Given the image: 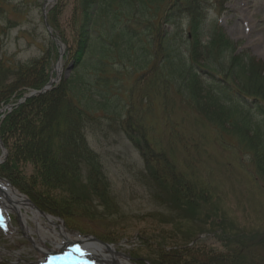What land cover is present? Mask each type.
I'll use <instances>...</instances> for the list:
<instances>
[{
	"label": "rangeland",
	"instance_id": "rangeland-1",
	"mask_svg": "<svg viewBox=\"0 0 264 264\" xmlns=\"http://www.w3.org/2000/svg\"><path fill=\"white\" fill-rule=\"evenodd\" d=\"M174 2L160 1V15L171 11L175 16L159 28L153 43L156 47L157 43L159 46L170 43L175 50L183 51L186 43L180 42L178 31H187L188 19L182 13V3L175 6V10L171 8ZM206 2L208 24L215 21L219 33L231 42L234 52L242 56V62L248 60L250 71L257 70L264 77V0H214L218 4L214 10L210 7L211 1ZM55 3L61 10L53 15L65 42L46 25L49 10ZM79 3L80 0H53L45 6V0H0V59L26 63L46 57L51 66L48 81L53 75L58 78L53 85L59 83L67 66L75 62L72 55L78 40L73 19ZM165 33H169L166 40ZM216 37L222 42L218 33ZM156 47L148 50L152 57L147 64L136 59L126 62L127 68L117 74L114 83L110 82L106 99L94 98L95 119L85 128L87 142L99 155L110 183L111 203L106 206L94 200L90 214L71 219L45 212L57 219L58 225L74 238L72 242L63 239L57 233L59 227L49 223H45L46 239L41 241L34 219H27L32 230L28 233L18 213L3 212L0 205V264H75L77 262H71L66 252L82 253L80 239L75 236H91L112 244L116 254H125L134 264H152L148 260L154 259L158 244L176 248L178 254L185 251L187 261L221 253L222 257L230 258V251L238 245L243 247L248 264H264V183L255 179L250 156L238 148L236 137L231 134L222 139L217 128L202 116L200 119L193 106L182 102L179 94L175 98V92L171 91L175 87L169 78L170 68L162 64L160 48V55H154ZM194 60L197 67H208L201 55ZM58 61L60 70L56 72ZM85 69L83 64L75 63L67 77H78L79 73H86ZM157 71L161 72L160 77L154 74ZM219 74L222 75V70ZM12 77L7 80L11 81ZM72 85L77 86V83ZM164 88L171 91L167 100L162 99ZM34 90L26 88L23 95ZM203 97L205 94L201 93ZM216 101L211 106L221 108L222 112V101ZM81 103L86 105L84 99ZM202 104H206L207 109L211 107L207 100ZM194 116L199 118L194 120ZM131 122L139 124L140 128L142 125L145 137L160 143L161 146L154 145V149L165 151L177 170L208 192L207 199L196 211L193 209L194 212L187 214L156 197L157 186L148 174L146 158L131 139L140 131H133L128 126ZM52 240L60 241L61 245L55 246ZM40 245L58 254L48 260L47 251H42ZM82 262L92 264L89 260Z\"/></svg>",
	"mask_w": 264,
	"mask_h": 264
},
{
	"label": "trees",
	"instance_id": "trees-1",
	"mask_svg": "<svg viewBox=\"0 0 264 264\" xmlns=\"http://www.w3.org/2000/svg\"><path fill=\"white\" fill-rule=\"evenodd\" d=\"M160 1L80 0L73 19L78 40L73 58L75 63L85 66L86 73L81 72L78 77L64 76L44 93L14 104L0 118V139L6 149L0 176L42 211L71 219L90 214L94 200L106 206L111 203L110 183L99 155L87 142L85 128L95 119L94 98H107L110 82L127 68L126 62L136 59L147 64L152 57L148 50L156 47L153 41L159 28L175 16L171 11L160 15ZM206 1H211L212 9L218 7L214 0H175L171 8L175 10L182 3V13L188 19L187 31H178V39L186 43V49L178 51L170 43L161 46L157 43L154 55L163 51L161 62L170 68L175 98L179 94L182 102L193 106L200 119L202 116L217 128L222 139L231 134L236 137L238 148L250 156L255 179L264 183V77L257 70L250 71L248 60L242 62V56L219 33L215 21L208 24ZM58 10L61 7L57 3L50 8L48 24L65 42L53 15ZM165 34L166 40L169 33ZM199 55L208 67L196 66L194 59ZM50 69L46 57L26 63L0 59V107L16 102L26 88H41L48 81ZM154 74L160 77L161 72ZM11 75L13 79L8 81ZM165 89L161 90L163 100L171 95ZM201 93L205 94L204 99ZM83 99L86 105L81 103ZM205 99L209 106L220 99L222 112L221 108L212 106L207 109L202 104ZM183 115L188 116L185 111ZM131 123L128 126L133 131H140L131 139L146 158L148 174L157 186L156 197L187 214L196 211L207 199L208 192L177 170L165 151L154 149V145H161L145 137L142 125L140 128L139 124ZM157 246L154 259L148 260L152 264L249 263L244 258L243 247L238 245L230 251V258L222 257L221 253L192 261H187L185 251L178 254L176 248Z\"/></svg>",
	"mask_w": 264,
	"mask_h": 264
},
{
	"label": "bare ground",
	"instance_id": "bare-ground-1",
	"mask_svg": "<svg viewBox=\"0 0 264 264\" xmlns=\"http://www.w3.org/2000/svg\"><path fill=\"white\" fill-rule=\"evenodd\" d=\"M52 1L53 0H45V6H47ZM60 51H62V49ZM72 58H73V55H72ZM73 63L75 64V62H73ZM55 70H56V72H59L60 61H58ZM56 80H57V77L52 75L50 78V81L55 82ZM52 86L50 88H52ZM41 88H39V89H41ZM39 89H36V90H39ZM49 89H47V90H49ZM44 92H42V93H44ZM39 94H41V93H39ZM35 95H37V94H35ZM32 96H34V95H32ZM27 97H30V96L23 95L16 102L7 103L6 105L2 106L0 108V118L3 117L5 112L9 111L14 104L17 105V104L21 103ZM0 141H1V139H0ZM1 143H2V141H1ZM2 145H3V143H2ZM3 147H4V145H3ZM4 149H5V147H4ZM0 151L2 153L1 146H0ZM2 158H3V155L0 156V159H2ZM0 205H1L3 212L6 211V212L18 213V215L20 216V221H21L22 227L28 233L31 232L32 230H31V227L27 224V219L28 218L34 219L36 222V226H37L36 231L38 232L41 241L46 239V233H45L44 229L47 226L45 225V223L47 225L49 223V225H52L54 227H59V230L57 233L59 235H62L63 239H65L66 241H69V242L74 241L73 240L74 238L69 233H67L62 228V226L58 225L57 219L54 216L42 214L43 219L40 218V216H39L40 214H38L37 209L27 200V198L25 196H23L17 189H15L11 185H9L6 181H3V180H0ZM75 238L80 239L81 245L79 246V248L81 249L82 253H80V255L79 254L76 255L73 252L66 251L68 254H70V257H68L69 260H71V262H74V263L77 262L75 264H85L82 261L85 262L87 260L91 261L92 264H134L129 260V258L125 254L118 253L121 256L116 254V250H115L116 248L112 244L105 245V244L101 243L100 241L93 240V239L80 238L78 236H75ZM51 242L55 246L61 245V242L57 241V240H52ZM40 246L42 248V251H44V250L47 251L46 253L48 254V257L46 259H48V260L53 259V256L58 254V252H55L54 249H50V248L46 247L45 245H40Z\"/></svg>",
	"mask_w": 264,
	"mask_h": 264
},
{
	"label": "water",
	"instance_id": "water-1",
	"mask_svg": "<svg viewBox=\"0 0 264 264\" xmlns=\"http://www.w3.org/2000/svg\"><path fill=\"white\" fill-rule=\"evenodd\" d=\"M47 25V28H49V26H48V24H46ZM51 36H52V38H54V40L60 45V46H62V44L59 42V40L56 38V37H54L52 34H51ZM60 54H62V51H60ZM73 67H74V63H73V61L67 66V68L65 69V75L67 76L69 73H70V71L73 69ZM58 79V78H57ZM53 83L54 82H51V81H48L41 89H39V90H34L33 92H31L28 96H32V95H35V94H39V93H42V92H44V91H46L47 89H49L52 85H53ZM25 98V97H24ZM0 146H1V148H2V154L1 155H3V158L2 159H0V163L4 160V158H5V152H6V150L4 149V147H3V145H2V143H1V141H0ZM0 180H3V181H6L9 185H11L7 180H5L4 178H2V177H0ZM12 186V185H11ZM23 195V194H22ZM23 196H25V195H23ZM26 197V196H25ZM27 198V200L41 213V214H43V215H46L45 213H44V211H42V210H40L28 197H26ZM85 239H93V240H97V239H95V238H93V237H91V236H86V237H84ZM101 243H103V244H105V245H108L107 243H104V242H101Z\"/></svg>",
	"mask_w": 264,
	"mask_h": 264
},
{
	"label": "snow or ice",
	"instance_id": "snow-or-ice-1",
	"mask_svg": "<svg viewBox=\"0 0 264 264\" xmlns=\"http://www.w3.org/2000/svg\"><path fill=\"white\" fill-rule=\"evenodd\" d=\"M76 251H79V249H76Z\"/></svg>",
	"mask_w": 264,
	"mask_h": 264
}]
</instances>
